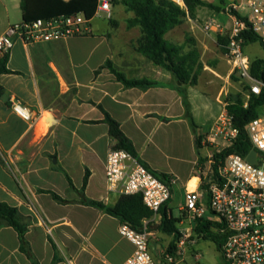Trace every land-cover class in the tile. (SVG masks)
<instances>
[{
	"label": "crops",
	"instance_id": "0c3cea01",
	"mask_svg": "<svg viewBox=\"0 0 264 264\" xmlns=\"http://www.w3.org/2000/svg\"><path fill=\"white\" fill-rule=\"evenodd\" d=\"M20 3L0 0V35L21 22L14 21L15 12L21 16ZM96 16L88 34L29 45L15 39L0 54V59L7 56L9 70L0 73V202L17 209L38 264H52L54 258V264H124L133 252L119 233L117 218L81 203L85 197L112 205L119 197L106 190L105 157L115 141L104 112L118 122L139 160L164 175L165 182L173 181L171 196L174 188L183 196L185 188L211 177L215 146L206 138L225 102L222 91L216 90L212 100L199 89L210 66L202 64L195 85L178 84L170 72L133 49L140 30L127 27L132 12L118 4L111 6L108 21ZM187 20L164 38L182 45L189 33L198 43L200 26ZM107 61L127 79L155 84L124 87ZM15 104L27 109L28 119L14 111ZM51 192L64 201L54 200ZM158 220L157 214L146 220L153 250L164 249ZM0 264H32L19 249L16 231L5 224H0Z\"/></svg>",
	"mask_w": 264,
	"mask_h": 264
},
{
	"label": "built area",
	"instance_id": "2783aa9c",
	"mask_svg": "<svg viewBox=\"0 0 264 264\" xmlns=\"http://www.w3.org/2000/svg\"><path fill=\"white\" fill-rule=\"evenodd\" d=\"M172 1L184 6L183 0ZM111 6L112 0H97L93 17L98 13L110 17ZM220 13L227 18V23L211 17L201 24V30L206 34L226 37L230 74L247 81L248 84L244 85L249 88L247 92L258 95L264 84L249 74L250 60L243 52V32L252 30L264 42V0H235ZM90 20L77 13L12 25L0 35V54L8 52L15 39L29 45L88 34ZM13 109L22 117L29 118L27 109L20 105H13ZM245 129L253 149L257 151L258 164H250L245 157L230 153L218 161L216 172H211L210 179L199 180L194 189L185 188L183 204L179 208L184 218L179 224L186 222L187 226L178 229L180 237L175 242L174 254L165 253L164 258L169 264L173 263L175 255L184 251L186 242L193 241L191 232L195 221L206 219L208 212L221 222V226H212L211 230L223 239L220 254L224 264H264V115L250 120ZM237 134L225 103L206 141L215 146V153H219L235 140ZM210 160L212 165V156ZM104 171L108 192L118 196L140 194L144 205L154 214L171 197L170 185L173 181L159 179L123 149L108 150ZM202 184L207 187L203 188ZM118 230L134 247L124 264H158L150 253L151 235L146 220L139 231L124 223H120Z\"/></svg>",
	"mask_w": 264,
	"mask_h": 264
},
{
	"label": "trees",
	"instance_id": "16d2710c",
	"mask_svg": "<svg viewBox=\"0 0 264 264\" xmlns=\"http://www.w3.org/2000/svg\"><path fill=\"white\" fill-rule=\"evenodd\" d=\"M183 3L184 6L178 5L172 0H112V5H122L127 11L133 13V17L127 20V27L138 26L140 30L139 37L132 45L133 49L150 60L154 65L170 72L178 84L195 85L198 72L202 67L196 44H190L184 52L183 45L169 42L164 38V35L169 30L182 24L186 17L195 18L196 9L199 7H207L218 13L221 11V7L204 0H183ZM96 4L97 0H21V22L30 23L36 19L56 18L77 13H82L91 19L94 15ZM216 37L219 48L227 51L226 37L220 35ZM243 38V46L247 43L256 42L264 48V42L252 30H245L243 32ZM6 61L7 56H3L0 59V73L9 72L6 68ZM106 66L124 87L147 88L155 84L146 78L127 79L112 66L110 61L106 62ZM249 74L252 78L264 84V58L250 60ZM243 88L246 90L249 89L248 86H244ZM180 94L186 108V119L191 129L195 131L197 127L187 109L186 97L183 93ZM225 103L226 110L232 118L233 126L237 128L238 134L235 140L221 152H212V159L214 160V163L211 165L212 174L216 172L218 161L223 160L228 154L236 153L242 157H246L253 149L245 126L250 120L260 115L258 110L261 106H264V86H262L258 95L247 92V99L243 100L241 95L237 94L234 97L230 96L225 98ZM103 122L107 124L109 135L115 141L113 148L127 151L149 170L147 165L137 157L131 141L120 130L118 122L106 112H104ZM199 142L200 137L196 138V146ZM151 172L159 179L166 181L164 175H158L153 171ZM86 180L87 178L85 176L82 188H84ZM68 182L71 187L72 184L69 178ZM202 187L206 188L207 186L202 184ZM51 195L59 203L64 201L53 192H51ZM170 199L171 197L156 212L159 216L157 228L161 233L172 236V240L168 244L166 251L174 254L175 242L180 237L178 223L181 220V216L178 218L174 217L171 209H168L167 204ZM81 203L95 207L117 218L120 223L127 224L136 231L141 230L144 220H149L154 215V212L144 205L140 194L119 196L112 205L104 204L101 201L90 200L85 197L81 199ZM0 224L10 226L16 231L20 251L30 259L32 264H38L25 239L26 225L21 222L17 209L0 202ZM212 226H221V222L199 218L195 221L193 230L202 238L211 240L216 249L220 251L223 239L218 233L211 230ZM55 261L56 258H54L52 264Z\"/></svg>",
	"mask_w": 264,
	"mask_h": 264
},
{
	"label": "rangeland",
	"instance_id": "374dc122",
	"mask_svg": "<svg viewBox=\"0 0 264 264\" xmlns=\"http://www.w3.org/2000/svg\"><path fill=\"white\" fill-rule=\"evenodd\" d=\"M208 3H212L214 5L220 6L221 11L225 8L227 4L233 2L235 0H205ZM220 13V12H219ZM218 12H213L211 9L207 7H199L196 9L195 18L186 17L185 20L191 19L194 21L198 26L201 27V24L208 19L209 17H216L220 21L228 22L227 18L224 15H219ZM14 21L21 20V16L19 12L14 13ZM98 18H104V20L108 21L106 14L98 13L96 16ZM121 21L120 16L117 18ZM197 28L198 34L197 39L198 43L189 33L184 35V42H183V51L187 50L190 44H199L196 46L199 51V58L201 63H205L209 65L211 70L208 71V75L203 77V83L206 85H213V87L205 86L203 83L199 89H204L209 93V97L214 100L216 90L222 91L220 100L225 102V98L227 97H234L235 95H241L243 100L247 99V90L244 87L245 83L248 84L247 81L239 79L235 74H230L231 64L227 61L226 58V51L221 50L217 45V37L215 35H208L201 30V28ZM200 32V33H199ZM191 39V40H190ZM243 52L249 59H256V58H264V48H262L258 43L252 42L247 43L243 46ZM202 68V67H201ZM200 73V70L198 74ZM212 81V82H211ZM260 115H264V106L259 108ZM214 150V149H212ZM261 157V155H260ZM183 204V196L179 189H173V195L171 196L170 201L168 202L169 209H171L172 214L174 217L178 218L181 216V219L184 218L182 216V212L180 211V206ZM206 219L212 221H219L218 217L213 215L212 213L208 212L205 215ZM187 226L186 222L182 224H178V229ZM162 234L163 238V250H153L150 249L151 256L154 261L158 264H169L165 260V251L168 247L169 240H172L171 235H167L164 233ZM191 240L192 242L188 241L183 246L184 251L181 254L174 256V261L172 264H224V261L221 257L220 251H218L211 240L202 238L201 236L197 235L194 230L191 232ZM150 243V242H149ZM168 253V252H167Z\"/></svg>",
	"mask_w": 264,
	"mask_h": 264
},
{
	"label": "water",
	"instance_id": "95a60500",
	"mask_svg": "<svg viewBox=\"0 0 264 264\" xmlns=\"http://www.w3.org/2000/svg\"><path fill=\"white\" fill-rule=\"evenodd\" d=\"M246 161L249 162L250 164L257 165V151L255 149H252L247 156L245 157Z\"/></svg>",
	"mask_w": 264,
	"mask_h": 264
}]
</instances>
